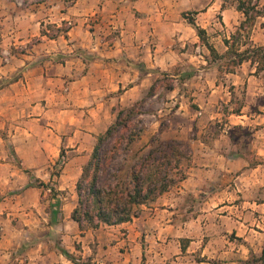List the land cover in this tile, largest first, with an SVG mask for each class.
<instances>
[{
  "label": "crops",
  "instance_id": "1",
  "mask_svg": "<svg viewBox=\"0 0 264 264\" xmlns=\"http://www.w3.org/2000/svg\"><path fill=\"white\" fill-rule=\"evenodd\" d=\"M146 1L45 0L28 8V14L36 17L32 20L34 27L42 15L54 22L68 21L71 27L66 35L50 37L43 43L46 53L63 55L61 61L55 62L60 65L59 70L38 69L31 62V68L23 70V76L4 84L3 78L16 71V65L4 64L0 57V254L11 252L12 255L19 245L23 226L20 229L19 223L15 226L12 221L22 220V225L30 228L41 225L51 230L53 223L62 225L66 236L73 234L85 242H96L99 253L106 245L110 249L118 236L117 226L125 227L128 232L125 239L137 240L139 235L155 237L157 250L164 259L177 254L170 260L173 264L183 259L184 254L222 259L217 264L263 261L264 115H240L246 118L239 125L249 128L253 135L251 153L258 162L252 164L246 152L233 150L235 145L228 131L210 136L207 129L210 118L199 116L201 110L188 114L179 111L181 122L163 134L188 145L189 156L183 163L185 179L144 205L135 221L101 224L81 235L78 223L71 217L78 202L76 183L98 135L113 121L114 107L132 105L151 87L153 71H140L129 60L141 59L147 68L161 64L159 39L155 34L141 32L165 22L170 6L159 1L151 7ZM173 1L177 3V0L170 3ZM221 3L225 9L224 0ZM19 6L21 2L17 0L0 5V36L11 34L16 36V42L20 41L17 24L22 18L17 11ZM7 12L13 23L11 29L2 25ZM117 28L120 35L109 39L105 33ZM153 39L157 44L150 50L148 43ZM190 74L193 78L196 70ZM195 85L203 91L207 87L205 80ZM203 105L204 102L199 103V107ZM16 122L21 125L15 126ZM159 123L157 118L153 126ZM6 127L8 133L4 134ZM64 148H71L65 152H71L72 156L64 162L55 180L56 188L66 194H61L59 219L52 223L49 210L56 198L48 195L49 189L38 187L36 179L44 182L51 179L54 165L65 157ZM13 155L19 156L20 165L12 162ZM46 195L48 198L44 200ZM39 238L41 242L46 239ZM42 252L44 262L37 259L28 264L71 263L62 250L61 258L45 245ZM0 264H6L1 257Z\"/></svg>",
  "mask_w": 264,
  "mask_h": 264
},
{
  "label": "rangeland",
  "instance_id": "2",
  "mask_svg": "<svg viewBox=\"0 0 264 264\" xmlns=\"http://www.w3.org/2000/svg\"><path fill=\"white\" fill-rule=\"evenodd\" d=\"M17 1L21 2L19 10H17L22 16L17 24L20 29L18 33L20 41L16 42V36L12 37L11 34L0 36V57L4 64L16 65V69H14L16 71L6 74L3 78L2 82L4 84H9L14 79L23 76V70L31 68V62L38 69H42V67L47 69L49 67V70H59L60 65H56L55 62L61 61L63 55L46 53L43 50V43L50 37L66 35L67 29L71 27L68 21L54 22L47 19L44 15L36 19L38 21H35L34 27L32 20L36 17L32 18V15L28 14V8L32 9L34 8L33 4L35 5L45 0ZM159 1L164 2L167 6L169 3L170 6L169 15L165 19L166 23L163 21L159 24H150L151 26L143 29L141 33L147 34L149 32L151 35L155 34V37L159 39L162 47L161 64L158 67L147 68V65L141 59L134 60V66L140 71H153L150 76L151 87L148 93L143 95L142 99L132 104L137 103V106H135L137 113L133 117L132 122L138 124L139 128L142 127L143 132L140 138L130 147V152L127 154L123 153L122 157L117 161V166L122 167V173L126 174L131 163L136 159V154L141 155L150 148L174 140L166 137L163 133L169 131L170 126H175L181 122V113L179 111H187L188 114L189 112L200 110L202 113H199V116L210 118L207 127L210 136L215 137L222 132L226 134L228 131L229 137L233 140L231 141L232 145H235L233 150L246 152V157L250 159L252 164H255L258 160L256 155L251 153L250 140L253 136L252 132L249 128L239 125V122L246 118L240 115H264V71L256 72L257 64H252L251 61L235 65L234 55L215 59L208 48L201 42L196 31L182 16L184 11H198L197 21L207 29L211 44L220 54H225L228 50L225 38L233 39L238 27L245 19V15L236 8L238 1L227 0L225 9H222L221 2L223 0H177L176 4L174 1L170 3V0H147L146 3L152 7ZM246 1L248 5H257V10L264 12V0ZM9 2L11 0H0V5H6ZM0 14H2V11ZM9 15L10 12L4 14L6 22L2 25L11 29L13 23L8 17ZM126 17H128V14ZM92 25L91 29H96L94 26L95 22L92 21ZM25 28H29V30L25 31ZM155 28L157 31H154ZM120 33L117 28L111 29L105 34L109 39H115ZM249 33V41L251 43L247 44L245 42L246 36L244 35L242 37L243 43L241 41L237 42L239 45H235V47L241 50L248 48L252 44L264 47V14L256 18L254 25L250 27ZM156 44V40L153 39L148 43V49H154ZM194 70H196L197 74L192 78L190 73ZM202 70L207 71L202 72ZM199 80H205L207 87L204 91L195 85ZM174 88L175 90H173ZM155 93L157 96L153 97L152 95ZM180 95L182 97H179ZM172 96L173 100L171 99ZM203 102L204 105L199 107V103ZM122 108L125 107H114L115 117ZM157 118L160 123L157 127H154L153 122ZM184 121L190 124V122ZM19 125L21 124L15 123V126ZM30 126L34 131H38L35 126ZM8 129L6 127L4 134L8 133ZM153 131H156V134L152 135ZM184 144L188 146L186 143ZM63 150L65 157L60 164L54 165V172L60 171L64 162L72 156L71 152H65V150L69 151L71 148H64ZM12 159L13 163L20 165L19 156L13 155ZM48 195L43 197V199L48 198ZM143 206H141L139 213ZM135 217L131 221H135ZM12 222L15 226L19 223L20 229L22 226L23 228L20 233V240L17 241L19 245L15 248L13 254L11 255V252L0 254L6 264H28L29 261L37 259L44 262V252H42L44 245L48 251H56L58 258H61L59 256L61 248H67L71 251L74 258V261L71 260L70 264H173L170 260L177 255H173L169 260L164 259L160 251L157 250V244L154 242L155 237L147 238L145 235H139L137 240L125 239L124 237L128 234L126 229H124L125 227L116 226L117 238L111 242L110 249L106 245V248L104 247L99 253L96 242H85L83 238L74 237L72 236L73 234L66 236L62 225L55 226L56 224L53 223L54 226L51 230L41 225L35 228L32 227V229L29 226L22 225V220H13ZM1 233L2 230H0ZM39 236H42L41 239L46 238L45 241L43 240L45 243L40 241ZM184 256L183 259L177 260V264H198L197 261L201 260L211 262L210 264H217V262L222 260L207 259L201 256L190 257L189 254H184ZM8 261L9 263H7ZM259 264H264V261L259 262Z\"/></svg>",
  "mask_w": 264,
  "mask_h": 264
},
{
  "label": "trees",
  "instance_id": "3",
  "mask_svg": "<svg viewBox=\"0 0 264 264\" xmlns=\"http://www.w3.org/2000/svg\"><path fill=\"white\" fill-rule=\"evenodd\" d=\"M236 1H238L236 8L245 15V19L233 39L225 38L228 46L225 54L218 52L211 44L207 30L197 23L198 11H185L182 16L196 30L201 42L215 59L234 55L235 65L251 61L252 64H257L256 72L259 73L264 71V47L252 44L241 50L235 45H239L237 42L240 41L243 43L244 35L245 42L251 43L250 27L264 12L257 10V5H248L246 0ZM226 2L227 0H224L223 7H226ZM135 106L137 103L119 110L107 130L98 135L93 152L83 166L82 174L76 183L78 202L71 215L78 223L81 235H84L87 229H96L101 224L117 225L132 220L133 217L138 216L142 205L154 201L174 184L186 178L183 162L189 156V148L176 139L150 148L141 155L136 154V159L131 163L126 174L122 173V167L117 166V161L123 153L130 152V147L143 132L142 127L139 128L138 124L132 122L137 113ZM61 161L62 157L56 164H60ZM59 175L60 171H53L48 182L36 179L38 187L49 189L50 197L56 198V202L51 204L49 210L52 223L59 219L61 194H66L56 188L55 177ZM61 250L74 261L68 249L61 248ZM261 259L264 261V250Z\"/></svg>",
  "mask_w": 264,
  "mask_h": 264
}]
</instances>
